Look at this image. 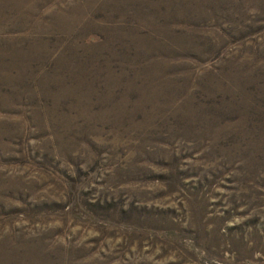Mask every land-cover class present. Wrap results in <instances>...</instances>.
Wrapping results in <instances>:
<instances>
[{"label": "rangeland", "instance_id": "obj_1", "mask_svg": "<svg viewBox=\"0 0 264 264\" xmlns=\"http://www.w3.org/2000/svg\"><path fill=\"white\" fill-rule=\"evenodd\" d=\"M0 264H264V0H0Z\"/></svg>", "mask_w": 264, "mask_h": 264}]
</instances>
